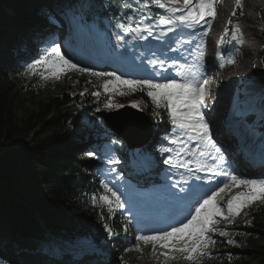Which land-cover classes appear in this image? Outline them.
<instances>
[{
  "label": "snow or ice",
  "instance_id": "1",
  "mask_svg": "<svg viewBox=\"0 0 264 264\" xmlns=\"http://www.w3.org/2000/svg\"><path fill=\"white\" fill-rule=\"evenodd\" d=\"M216 5L217 0H145L143 3L141 0H128L116 17L107 14L106 9L99 13L92 5L87 9L78 8L73 0H44L42 7L47 12L40 19L45 29L53 32L66 29L70 34L82 35L90 41L107 36L105 54L108 57L137 68L144 67V61L147 60L152 71L149 78H127L116 71H95L74 62L65 54L62 42L55 40L44 47L39 58L28 63L26 68L28 75L39 77L42 81H58L72 72L102 79V91H92L91 95L97 99L105 95L104 108L115 112L116 118H123L119 110L129 106L143 111L142 101L132 100L129 105H125L114 99L116 96L127 97L137 92L146 93L150 98L151 114L157 121L163 119L161 110L167 112L171 132L163 137L158 149L159 155L163 157L162 164L168 166L163 169L162 182L153 183L151 191L126 184L135 197L129 194L124 199L122 197L125 193L120 192L118 186H110L109 182L101 181L103 191L99 196L94 193L91 199L94 206L98 203L106 206L110 214L116 209H125L127 205L129 222L135 221L137 231L140 232L136 236L139 243L134 246L135 250L143 251L142 245L150 246V254L157 264H204L206 259L213 256L217 237L225 238L229 246H241L233 238L230 226L235 225L242 213L244 223L250 224L247 210L256 204L264 205V178L248 179L235 174L225 154L227 149L213 138L208 103L212 95L210 79L204 76V37L208 36L213 20L217 17ZM153 6L163 10V13L153 14ZM236 7H241V0H236ZM123 9H127V12ZM236 15L234 9L228 20L231 27L224 28L217 41V48L230 35L231 42H235L234 51L239 52L235 45L243 42V31L238 21L234 23ZM202 24L204 30L194 49L198 53L194 64H182L179 58L169 55L180 53L185 45L193 42L183 36L173 39L178 29H194ZM98 25L104 28L103 32ZM111 36H115V45L111 43ZM133 41L144 43L133 44ZM153 41L156 42L155 47L152 46ZM120 48L124 51H119ZM216 56L222 61L220 68L236 63L235 55L226 57L218 51ZM173 68L176 69L175 76L170 75ZM86 91L87 88L80 95L83 96ZM259 95L261 123L264 124V89L260 90ZM251 111L250 107L239 103L233 110L231 126L234 136L243 146H247L254 137L249 123ZM261 139L264 140V137ZM112 145L122 147L119 140H110L105 155L112 151ZM87 155L95 158L97 153L89 151ZM260 158L264 161V150ZM106 162L114 165L120 161L112 157ZM160 163L155 162L156 165ZM109 171L115 172L116 169L110 168ZM213 181L216 183L213 184ZM138 201L153 210L164 206L170 209L169 215L161 216L157 212L152 216L154 222L162 227L147 233L140 229ZM103 229L110 238L118 235L107 223L103 224ZM123 230L127 232L128 225H124ZM91 251L94 249L90 247L78 249L82 257L79 264H91ZM231 258L232 254L228 253V259ZM121 264L126 262L121 261Z\"/></svg>",
  "mask_w": 264,
  "mask_h": 264
},
{
  "label": "trees",
  "instance_id": "2",
  "mask_svg": "<svg viewBox=\"0 0 264 264\" xmlns=\"http://www.w3.org/2000/svg\"><path fill=\"white\" fill-rule=\"evenodd\" d=\"M22 1L0 0V18L9 7L19 8ZM88 2H95L96 9L104 12L100 7L101 0ZM114 2L120 4V0ZM122 5L113 8L109 4L105 9L118 17ZM123 11L127 12V9ZM262 17L264 21V12ZM5 18L7 21V12ZM5 21L1 31L6 28ZM21 22L22 19L15 21L17 24ZM8 32L1 38L13 37ZM14 43H18L16 39ZM262 66L264 68V51ZM255 74V80L264 84V71ZM81 81L87 83L88 78L83 76ZM58 87L56 83L28 75L17 62L0 63V264H33L26 256L17 257L14 251L18 232L23 236H42L46 228L73 241L84 236L100 239L106 235L104 223L112 228H122L105 206L91 203L92 195L100 194L94 172L97 161L85 156L84 145L79 140L84 133L83 125L95 124L90 108L101 106V96L97 99L91 95L95 90L90 84H79L78 92L72 96L63 92L48 96L46 101L38 100L44 91ZM85 88L88 91L81 96ZM130 96L144 98L146 95L137 92ZM25 99L38 100L39 111L19 118L16 108ZM28 137H31L28 143L18 146ZM28 206L34 208L33 211ZM262 206L251 208L248 228L230 227L233 238L242 247L261 249L250 228L264 233ZM217 241L213 256L204 264H247L244 250L227 245L225 238L217 237ZM125 249L126 245L119 240L114 242L118 264L125 262V255L131 253ZM228 253L232 254L231 260ZM261 261L264 264V259Z\"/></svg>",
  "mask_w": 264,
  "mask_h": 264
},
{
  "label": "rangeland",
  "instance_id": "3",
  "mask_svg": "<svg viewBox=\"0 0 264 264\" xmlns=\"http://www.w3.org/2000/svg\"><path fill=\"white\" fill-rule=\"evenodd\" d=\"M17 1L18 0H15L14 3H16ZM30 1H32V2H30ZM246 1H248V6L246 7V11H247L246 17L251 18L252 16H256L255 22L254 21H253V23L246 22V25H248L252 31H256L255 35H254L255 38L250 37L249 39H242L243 42L241 44H239L241 48L236 47V48H239V50H240L239 64L237 65V62H236V64H231L232 65V66H230L231 69L229 68L230 71L228 70L229 71L228 75H227L228 77L226 78L227 82H226V79H224L223 85L226 87V85L230 84L228 82H231L235 77L233 74V71L236 70V68H238L240 73H239V76L237 77V79L239 80V78L242 77L243 81L245 83L241 86V90L243 91L244 95H246L247 100L249 99L250 96H254L257 99L256 100L257 101L256 104H257L258 101H260L259 92L261 89H264V85L256 84L255 82L249 80L247 78V76H248V74H250V72L253 73L257 70L264 71V68L262 66V54L264 51V31H260L257 29V28H263L260 25V19H261L260 16L264 12V0H246ZM143 2H145V1H143ZM43 3H44V0H24V1H22L19 8L18 7H16V8L15 7H12V8L9 7L8 8V11H6L7 12V21H5L6 18H4L3 20L0 19L1 20L0 21V27H2V23L4 21L7 24L6 28L4 29L5 33L7 31H9L11 33V35L13 37H15L16 40L19 42L20 47L27 52L29 51L30 54L34 55V57H36V58H39L40 50H31L30 42L35 41V42L39 43L40 41H42L43 37H45V34H43L40 38L35 37V35L37 33L39 34V32L42 30L41 25H43V24H42V21L40 19L41 10H44V11L47 10L46 8L42 7ZM74 3H76V2H74ZM228 4H229V2H228V0H226L225 1L226 7H228L227 6ZM258 4H259V9H256V5H258ZM222 5H223V3H222ZM216 7H218V8L220 7V11H223V13L226 12L225 6H220V1H217ZM17 8H18V11L15 10ZM152 9L157 10L155 13H158V12L163 13V10L158 9L154 6L152 7ZM15 11H17V12H15ZM6 12L4 13V17L6 15ZM152 12H154V11H152ZM259 12H261V13L259 14ZM225 17H226V14H222V18L224 19ZM244 17L245 16H243V18ZM20 19H22V22L20 24L15 23V21H18ZM239 20H242V19H238V21ZM240 23H242V21H240ZM256 23H258V24H256ZM9 32H8V34L10 35ZM106 38L108 40L107 36H103V39H106ZM113 39L115 40V36H111L112 41H113ZM128 39H130V37H128ZM256 41L259 42L258 46H257ZM141 42H143V41H137L138 44H142ZM12 44L13 43H11L10 37H8V40L3 39V38L0 39V61H4V60H6V58H9V57H14L15 61L20 62V58L18 57V55L12 51V48H14L13 47L14 45L11 46ZM226 48L228 51H232L234 53V55H236L238 53V52L234 51L233 42H231V41H228ZM119 50L124 51L123 48H120ZM133 50H135V49H133ZM257 50H259V51L261 50V52H258V54H255V52ZM8 51H9V53H8ZM79 64L81 66L87 67V64H84V65H82V63H79ZM93 70H95V69H93ZM95 71H98V70H95ZM234 73H236V72H234ZM83 76H86L88 78V81H91V83H88V81H87V83L82 82L81 77H83ZM210 79L212 82H214V76ZM47 82H54L57 85H59V87L57 89H53L51 91H44L43 93H41L38 100L46 101L48 96L59 95L63 92L68 94L69 96H72L78 92L79 84H82V86H86L87 84H90L94 88L95 91L96 90L102 91V88H101L102 81L100 78L90 77L87 74H79V73H75V72L69 73L67 76L62 77L58 81L49 80ZM224 82H226V83H224ZM245 92L248 94H246ZM257 96H259V98ZM104 98H105V95H102V98L100 99V103L102 104V107L100 110H102L104 107V105H103V103H104L103 99ZM255 98H253V97L250 98L249 102H247V104H245V106H248L250 108L255 107L256 104H253L255 102ZM114 99L117 103L122 102L123 101L122 99L128 100V101H132V100L142 101L141 105H143L145 108L147 107V109L149 110V114H151V112H152V105L150 103V98H148L147 96L145 98H133L130 95L127 97L116 96V97H114ZM26 100L27 99L22 101V103H20V105L16 108V113H17V116L19 118H26V117L30 116V114H36L39 110V103H38L39 101L38 100H35V101H26ZM161 111H163V110H161ZM75 112H77V110ZM164 112L167 114L166 111H164ZM145 113L147 114V111H145ZM150 120H152V119H150ZM96 123L100 127H104V124L102 122V118L99 117L98 115H96ZM84 130H85L84 133L87 134V137H88V132H87L88 128L86 127ZM103 136L108 137V135H103ZM117 137H115V136L110 137V140H118L119 137L118 138ZM30 139H31V137L26 138L25 140L20 142V144L18 146H23L25 143H28ZM93 141H98V140H94V137L89 136L88 141H87V145H90ZM120 144H122V141H120ZM117 146H119V145H117ZM106 148L107 147H105V149ZM122 149H124V148H122ZM86 156H88V155H86ZM246 178L252 179L249 176H247ZM103 180H104V178L101 179V181H103ZM259 205L260 204H256L254 207L259 206ZM262 207L264 208V206H262ZM28 208L30 210L32 209V207H30V206H28ZM33 209H32V211H33ZM247 211L249 213L247 219L250 220L251 209L247 210ZM244 219H245V217L243 216V213H242V215L237 218L235 225L230 226V227H232V228H234V227L248 228L250 225L245 224ZM116 221L120 222L119 218L116 219ZM126 225H128V229L130 230V225L128 222L126 223ZM221 226L223 227V225H221ZM250 229L253 230L252 232L255 234L253 238H255L258 241V246H260L261 249L257 250V249H254L252 247H242V246H239V248L244 250L245 261L247 262V264H263L261 260L264 259V254H262L261 252H264V233H259L258 231H256L255 229H252V228H250ZM44 234L46 235V233H44ZM127 235H128L127 241L125 239H122V241H120L121 243L125 242L127 244V251L131 252V253H128L125 255L126 264H157V261L154 260L150 254V246H143L142 245L143 251H136L134 246L139 242L136 240L135 237H133V235L130 232H128ZM22 237L20 239H22ZM116 237L117 236L111 237L110 239H114ZM19 242L21 244V240ZM27 242L32 243L31 244L32 251L26 255L27 258L32 252L35 255L40 256V253H35L33 251L34 249H37L40 246L34 240V238L33 237L28 238ZM104 242L108 243L107 240ZM92 243H93L92 241L86 242V244H88V245H90ZM113 243L114 242L110 241L109 247L111 246V248H112ZM22 252L28 253L29 251H28V249H23ZM18 257L21 258L22 256H18ZM106 259L107 260L104 263H100L99 260L94 259V260H96L95 264H117V262L112 261L111 258L107 257ZM33 261L37 262L36 260H33Z\"/></svg>",
  "mask_w": 264,
  "mask_h": 264
},
{
  "label": "bare ground",
  "instance_id": "4",
  "mask_svg": "<svg viewBox=\"0 0 264 264\" xmlns=\"http://www.w3.org/2000/svg\"><path fill=\"white\" fill-rule=\"evenodd\" d=\"M24 1V0H23ZM30 2H32V1H30ZM224 3V0L222 1H220V3ZM228 6V5H227ZM261 7V6H260ZM220 8V7H219ZM219 8L217 7V17L213 20V24H212V27H216L218 24H219V21L221 20V17H222V14L220 13V10H219ZM256 9H259V4L258 5H256ZM17 11H18V9H16ZM17 11H15V12H17ZM14 12V13H15ZM256 16H252L251 18L249 17H246L245 18V21L246 22H248V23H253V21L255 22V20H256V18H255ZM256 24H258V23H256ZM253 25V24H252ZM42 26V28H43V25H41ZM202 29H197V28H194L193 29V31H192V33H199L200 31H201ZM39 35H41V33L39 32ZM198 35L196 34L195 35V37H197ZM250 37H252L250 34H247V36H245L244 38H242V39H249ZM255 37V36H254ZM116 41L113 39V41H111V43H115ZM258 54V53H257ZM235 58H236V62H237V65L239 64V60H240V50H239V52L235 55ZM89 62V64H90V62H94V61H91V60H89L88 61ZM241 62V61H240ZM236 64V63H235ZM92 66H94L93 64H91ZM104 66L103 65H100V69H101V71H105L104 70ZM231 69V68H230ZM234 70V69H233ZM228 72V71H227ZM234 72H236V73H234ZM232 73V72H231ZM239 73H240V71L238 70V68H236V70H234L233 71V74H234V76L236 77V76H239ZM102 80V79H101ZM226 82H227V79H226ZM226 82H224V83H226ZM223 88V87H222ZM221 94V93H220ZM36 99V98H35ZM123 101L122 102H120L121 104H125V105H128V104H130V102L131 101H128V100H124V99H122ZM103 102H105V98L103 99ZM37 103V102H36ZM251 103V102H250ZM103 105H104V103H103ZM141 107L143 108V111H147V112H149V110L147 109V107L145 108L143 105H141ZM103 109L104 110H106V111H110V110H107V109H105L104 107H103ZM39 111V110H38ZM155 120V119H154ZM156 121V120H155ZM215 123V125H217V122H214ZM158 125V126H157ZM153 128H154V130L156 131L157 129H164V126H162V125H159L158 124V121L153 125ZM156 135V132H154L153 133V137L150 139V141H149V143L151 144H149L150 146H149V148L148 149H150V150H152V151H158V149H159V147L161 146V143H160V141L158 140V138L155 136ZM118 138V137H117ZM118 140L119 141H122V139H120V138H118ZM122 143L125 145L126 144V142H124V141H122ZM122 145V144H121ZM119 147V148H118ZM113 148L114 149H119V150H121V151H124L125 153H126V151L124 150V149H122V148H120V146H117V145H113ZM263 165V164H262ZM236 169H240L241 171H247L250 175H254V172L256 171V170H259V171H264V167H260V168H255V169H250L249 167H247L246 166V164L244 163H241V164H238V165H236V167H235ZM153 179V178H152ZM20 243V242H19ZM27 244H29V242H27V239H25L24 241L23 240H21V246L23 247V248H25L26 247V245ZM32 244V243H31ZM65 246H61V247H58V249H61V248H64ZM95 254L97 255V257L98 258H102L103 257V253L96 247L95 248Z\"/></svg>",
  "mask_w": 264,
  "mask_h": 264
},
{
  "label": "water",
  "instance_id": "5",
  "mask_svg": "<svg viewBox=\"0 0 264 264\" xmlns=\"http://www.w3.org/2000/svg\"><path fill=\"white\" fill-rule=\"evenodd\" d=\"M98 113L105 117L108 125L114 127L116 131L129 142H135L134 138L136 132L143 127H147L149 124L143 112L133 109L130 106L120 111L123 118H116L115 112L99 111ZM136 140L142 141L143 138H138Z\"/></svg>",
  "mask_w": 264,
  "mask_h": 264
}]
</instances>
